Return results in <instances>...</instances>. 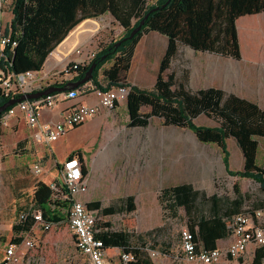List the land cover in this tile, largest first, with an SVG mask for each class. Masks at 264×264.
I'll use <instances>...</instances> for the list:
<instances>
[{
  "label": "rangeland",
  "instance_id": "rangeland-1",
  "mask_svg": "<svg viewBox=\"0 0 264 264\" xmlns=\"http://www.w3.org/2000/svg\"><path fill=\"white\" fill-rule=\"evenodd\" d=\"M11 2L12 0H0V29L5 27L11 16ZM152 2L154 0L150 1ZM135 20L133 18L132 21ZM125 31L111 13L81 21L67 35L71 40L77 39L75 46L68 51L67 58L50 65L60 44L47 57L42 69L45 73L49 72V75L44 81L56 84L71 80L74 76L70 70L72 63L88 64L93 53L111 41L120 39ZM240 32L243 47L248 54L251 51L264 54L263 19L243 22ZM165 44L163 35L155 31L145 32L134 48L130 68H117L114 78L151 88L156 81ZM246 61L248 59L245 58L240 62V73L244 75L249 74L244 69ZM232 62L236 64L238 60L207 52H194L182 45L167 73L176 72L180 78L184 70L189 69L191 88L213 85L228 91L232 88L233 74L237 72ZM111 68H114L113 60L106 62L100 69L98 79L103 84L108 80L105 71ZM251 76L253 79L264 78V69L253 70ZM122 102L116 109L106 111L102 120L92 124L88 119L82 125L70 129L53 141L51 148L61 161L73 152L83 151L89 182L88 190L82 196L86 203L99 199L105 206L117 203L128 194L135 195L137 210H123L107 215L98 210V214L99 225L133 234L132 244L140 250L139 260L149 257L150 252L157 251L158 256L151 259L152 264H187L175 258L179 250V229L182 225L189 224L186 211L180 208L178 216L166 220L158 201L161 189L169 184L189 180L204 188L208 194L219 193L234 197V184L238 182L244 192L251 194L246 199L245 208L264 206V191L259 183L252 178L229 174L223 161L224 153L217 145L201 143L192 130L165 125L162 118L157 116L151 117L148 126H132V109L126 104V100ZM148 110V107H143L141 111ZM194 121L205 125L218 124L215 118L206 114L199 115ZM31 132L32 129L22 116L20 121L0 123V151L4 161L0 171V235L16 223L19 211L33 205L37 181L45 180L50 184L58 177L56 168L50 167L51 162L48 161L44 164L43 174L36 176L31 171V164L41 156L40 149L46 150L38 145L30 148L18 145L19 136L30 135ZM227 147L229 168L241 169V149L230 139ZM42 160L45 161V158ZM258 162L264 165V139H260ZM168 178H172L171 181ZM105 222H109V225ZM163 224L166 226L163 230L145 234L143 239H138V234ZM25 235L35 240V246L31 249L21 247L24 253L23 264H91L88 257L77 249L74 235L68 229L66 221L48 230L37 224ZM11 240L12 238L9 241ZM5 242L8 240L4 238L2 244H6ZM256 248L251 246L246 252L224 264H264V261L254 262Z\"/></svg>",
  "mask_w": 264,
  "mask_h": 264
},
{
  "label": "trees",
  "instance_id": "trees-1",
  "mask_svg": "<svg viewBox=\"0 0 264 264\" xmlns=\"http://www.w3.org/2000/svg\"><path fill=\"white\" fill-rule=\"evenodd\" d=\"M12 0V17L6 33L10 31L17 45L8 54L10 68L15 73L28 70L40 71L52 50L81 21L111 13L125 28L124 35L111 41L95 52L88 64L72 63L71 80L54 85L63 86L70 81L82 79L89 67L96 63L91 80L103 89L118 85L130 87L127 96L132 109V126H148L151 117L162 118L163 124L192 130L203 143L218 145L223 153V161L231 175L252 178L264 191V165L258 162L260 139H264V108L257 102L226 92L224 89L209 86L193 90L189 86L190 70L185 69L178 78L176 72L167 73L173 60L180 53L182 45L195 51L210 52L222 57L240 59L241 45L237 28V19L246 14L264 12V0ZM157 9L151 11L152 8ZM149 13L141 29L132 37L124 40ZM133 18L136 20L133 22ZM147 31H156L166 36L167 46L160 59L156 81L151 88H144L130 82H121L114 78L117 68L128 70L131 66L134 48ZM118 41H122L116 46ZM114 61L115 72L105 71L107 82L99 79L102 66ZM47 88V87H46ZM7 99L0 96V105ZM148 107V111H141ZM201 114L213 117L217 125L198 124L194 121ZM1 117V116H0ZM79 126V125H78ZM77 127V126H75ZM233 137L242 151L244 164L241 169L229 168V150L227 139ZM28 138L18 141L25 146ZM78 155L83 159V151L78 150L69 156ZM47 157V156H46ZM46 157H44L46 159ZM87 174V168H84ZM235 196L208 194L191 182H180L161 189L158 201L166 220L178 216L184 208L189 218L188 227L194 233L198 248L213 250L218 240L228 238L230 228L228 220L245 209L249 192H244L238 182L234 184ZM52 189L50 184L38 180L33 192V205L19 211L13 224L12 242H20L35 224L33 216L20 220V213L27 210H41L45 219L62 220L59 209L51 206ZM87 206L98 209L104 215L123 210H136L134 194H128L117 203L103 206L99 199L88 201ZM251 208V207H250ZM255 208H264L257 206ZM254 209V208H251ZM108 226L109 222H105ZM97 234L106 245L118 246L125 251L131 250L140 259V250L132 244L133 234L126 230H110L107 227ZM165 224L137 235L143 239L165 228ZM151 257H144L133 264H151ZM264 261V245L255 250L254 262Z\"/></svg>",
  "mask_w": 264,
  "mask_h": 264
},
{
  "label": "built area",
  "instance_id": "built-area-1",
  "mask_svg": "<svg viewBox=\"0 0 264 264\" xmlns=\"http://www.w3.org/2000/svg\"><path fill=\"white\" fill-rule=\"evenodd\" d=\"M8 27L0 29V96L8 100L55 86V83L44 81L49 72L45 73L43 69L15 73L10 68L8 54L17 45V40L12 38L10 31L6 33L5 30ZM94 55L95 53L90 56V59ZM129 91L130 87L123 84L103 89L90 79L75 88L56 91L38 98L24 99L12 104L2 112L0 123L9 124L13 119L20 121L22 116L27 126L32 129L28 140L32 145L45 147L46 150L40 151V158L30 166L31 171L37 176L45 172V161L42 159L53 154L51 148L53 141L75 126L82 125L89 118L100 113L102 109H115L121 101L127 99ZM60 100L70 101L61 108L60 118L42 120L43 111L45 109L53 111ZM3 162V154L0 151V171L3 169ZM55 168H57L58 177L50 183L52 189L50 201L52 208L59 209L65 218L55 222L45 219L41 210H27L20 213V220L33 216L34 226L39 224L46 230L66 221L68 229L74 235L77 249L88 257L91 264L137 262L133 251L106 245L103 239L97 236L102 230L99 225L98 209L89 208L82 198L89 187L88 173H84V168H87L84 156L83 159L78 155L68 156L63 161L56 162ZM245 209L228 220L230 228L228 243L217 246L213 250L198 248L194 233L188 225H182L179 229V250L175 258L187 264H224L240 256L251 246L264 245V208ZM34 246L35 240L26 235L20 242L9 241L5 244L0 264H23L24 253L21 247L31 249ZM157 253L152 251L149 255L155 259L158 256ZM30 260L31 257L28 261Z\"/></svg>",
  "mask_w": 264,
  "mask_h": 264
},
{
  "label": "crops",
  "instance_id": "crops-1",
  "mask_svg": "<svg viewBox=\"0 0 264 264\" xmlns=\"http://www.w3.org/2000/svg\"><path fill=\"white\" fill-rule=\"evenodd\" d=\"M1 12H2V10L0 9V13ZM9 12H10L11 16L8 18L5 26H9V24H10L12 13H11V10ZM257 19H260V20L263 19V21H264V12H260V13H256V14H246V15L240 16L237 19V28H238V34H239V41H240V45H241L242 57L240 59H236V60H238V62L236 64L232 62V66L237 70V72L235 74H233V77H232V79L234 80L233 83H232V88L227 91L224 88H222L221 86L220 87L216 86V87L222 88L226 92H232V93H235V94L239 95L240 97H243V98L249 99L251 101L257 102L262 108H264V78L253 79L252 76H251V72L253 70H262V69H264V54H262L260 52L255 53V52H252V51H251V53L248 54V52L243 47L242 40H241V32H240L241 24L243 22H251V21H254V20H257ZM157 33H159V32H157ZM164 37L166 39V44H165V49H166L167 38H166V36H164ZM76 43H77V39L71 40L70 36H66V38H64V40H62L59 43L60 45L58 44L59 46H58V48L56 49V51L54 53V61H51L50 65H52V63H53V65L54 64H58L59 61H62L63 59L67 58V56L69 54L68 51L70 49H72V47L75 46ZM186 47L191 49V50H193L194 52L206 53V52H202V51H195L194 49H192L189 46H186ZM165 49H164V52H165ZM164 52H163V54H164ZM207 53H210V52H207ZM212 54H214V53H212ZM223 58L231 59L232 57H223ZM245 58L248 59V62L247 61L245 62L244 69L248 70L249 74H245L244 75V73H240V70H241L240 68L242 66V64L240 62L243 59H245ZM249 77H251V78H249ZM189 82H191V74H190ZM210 86H213V85H210ZM204 87H209V86H204ZM204 87H199V88H204ZM199 88H195V89L192 88V89L196 90V89H199ZM91 100H95V99L91 98ZM69 102L70 101L60 100L58 106L53 111L49 110V109H45L43 111L42 120H47L49 118H55V119L60 118L59 113H60L61 108L66 106ZM121 102L117 105V107L121 106V104L123 103V102L122 103ZM127 103H128V100L126 99V104ZM106 111H109V110L105 109V108L102 109L100 113H98L97 115L89 118V121L92 124H94L96 121L102 120ZM13 120H15V119H13ZM28 137H29V134H25V135L19 136V139L22 140V139H25V138H28ZM229 139L231 141H233L234 144H237L236 140L233 137L228 138L227 142L229 141ZM201 143H203V142H201ZM206 144H208V143H206ZM209 144H213V143H209ZM31 146H32V144L28 140V142L25 145V147L30 148ZM40 150L43 151V149H40ZM242 156H243V154H242ZM47 161L51 162L50 167L55 168L56 162H59L61 160L58 159V157H56L55 152L53 151L52 155H47V157L45 159V162H47ZM243 164H244V157H243ZM229 165H230V163H229ZM242 167H243V165H242ZM56 170H57V168H56ZM168 174L169 175L171 174L170 171H168ZM168 179H169V181H171L172 178H168ZM182 182H191V181L183 180ZM191 183H193V182H191ZM174 184H177V183H174ZM174 184H169V185H174ZM194 186L196 188H199V189H204V188H200V187L196 186V184H194ZM135 201H136V199H135ZM136 206H138V202L137 201H136ZM136 210H137V208H136ZM12 234H13V230H12V227H11L10 229H6V232L4 234L0 235V246H2V249H0V259H1L2 255H3V250H4V247H5V244L4 245L2 244V240L5 238V240H8V242H9L10 238L13 237ZM228 240H229L228 238H224V239L218 240V246H223V245L227 244ZM8 242H5V243L7 244Z\"/></svg>",
  "mask_w": 264,
  "mask_h": 264
},
{
  "label": "water",
  "instance_id": "water-1",
  "mask_svg": "<svg viewBox=\"0 0 264 264\" xmlns=\"http://www.w3.org/2000/svg\"><path fill=\"white\" fill-rule=\"evenodd\" d=\"M157 8H158V6L152 8L151 11L154 9H157ZM148 15H149V13H147L145 15V17L143 19H141L140 23L131 31V33L127 37L124 38V40H127L128 38H132L141 29V27L145 23V20L148 17ZM121 42L122 41H118L116 43V46L120 45ZM95 66H96V63H93L89 67L87 72L85 73L84 77L78 81H70L66 85H63V86H58V85L50 86V87H47V88L40 90V91H37V92L26 93V94H22L19 97L8 99L5 103L0 105V116H1L2 112H4L7 109V107H9L10 105L15 104L21 100L38 98L40 96L48 95V94L56 92V91L60 92V91H64L67 89L78 87L79 85L85 83L86 81L90 80L93 77V70H94Z\"/></svg>",
  "mask_w": 264,
  "mask_h": 264
}]
</instances>
